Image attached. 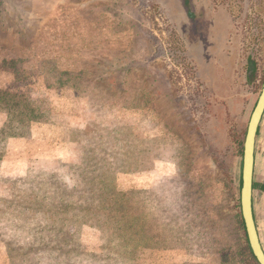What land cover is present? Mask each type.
Here are the masks:
<instances>
[{
	"label": "rangeland",
	"instance_id": "1",
	"mask_svg": "<svg viewBox=\"0 0 264 264\" xmlns=\"http://www.w3.org/2000/svg\"><path fill=\"white\" fill-rule=\"evenodd\" d=\"M193 3L190 39L177 0H0V264H255L237 199L264 0ZM81 173L105 176L87 200ZM252 198L264 250V113Z\"/></svg>",
	"mask_w": 264,
	"mask_h": 264
},
{
	"label": "water",
	"instance_id": "2",
	"mask_svg": "<svg viewBox=\"0 0 264 264\" xmlns=\"http://www.w3.org/2000/svg\"><path fill=\"white\" fill-rule=\"evenodd\" d=\"M264 113V80L261 91L249 116L243 140L240 187H239V210L246 235L249 249L258 264H264V250L262 248L254 213H253V173H254V150L258 127Z\"/></svg>",
	"mask_w": 264,
	"mask_h": 264
},
{
	"label": "trees",
	"instance_id": "3",
	"mask_svg": "<svg viewBox=\"0 0 264 264\" xmlns=\"http://www.w3.org/2000/svg\"><path fill=\"white\" fill-rule=\"evenodd\" d=\"M184 2L185 4L187 3V6L190 8L191 5H189L188 3V0H177V3L181 5L182 7V3ZM183 4V6L186 7V5ZM193 16H194V13L191 11V10H187L186 9V12H185V17H186V20L190 22V18L193 19ZM191 25H190V28L192 29V31H190L189 33V38L190 36H192V38L190 39H194L196 36H195V31H194V25L192 24V22H190ZM195 36V37H194ZM188 40V39H187ZM195 47L197 46H194L192 49L195 50ZM252 75L249 74V76ZM259 129V127H258ZM257 134H258V131H257ZM8 135H14L13 132H11L10 134ZM102 167V166H101ZM81 180H82V191L85 189L88 190V196L85 198L86 200L88 199L89 197V193L90 192H93L91 191L93 189V185H95V183L93 181H95L96 179H98V182L101 180V181H104L105 179V176L102 177V173L100 174V176L98 177H92V176H89L88 178L86 177L85 173H81L78 175ZM110 179H106L105 180V183L103 182V185H101V187L99 188V195H100V201L98 202L99 203V206L97 208V211L101 212V210L106 213L107 215H112L111 219L114 220V224H117V223H122V221H126V224H130L129 226H124V227H121L120 229L124 232H126L130 227H132V223L131 221L129 220L128 217L130 216H134V210L132 209V205L130 204V200H127V196L130 197L129 195L132 193V192H117L115 191L114 189H111V183L109 181ZM110 183V184H109ZM90 185V186H89ZM239 185H240V179H239ZM239 188V186H238ZM98 189V188H97ZM237 193H238V190H237ZM112 203V204H110ZM237 206L239 208V201L237 199ZM91 210H92V207H91ZM79 211H81L80 209L77 211L78 213H80ZM85 211V209H84ZM92 212V211H91ZM239 216H240V211H239ZM115 215L119 216L120 218L117 219V217H115ZM128 218V219H126ZM241 218V216H240ZM110 220V219H109ZM78 222V221H77ZM100 222H102V224L100 225ZM242 222V221H241ZM85 221H81L80 224H84ZM107 221H100V220H91L90 224L91 226H94L96 228H100V230H103V227L107 225ZM76 222L74 223V228L76 227ZM244 235H245V232H244ZM133 236V235H132ZM245 238H246V235H245ZM247 242V240H246ZM248 245V243H247ZM247 249L249 251V257L253 260V262L255 264H257L255 262V259L249 249V246H247Z\"/></svg>",
	"mask_w": 264,
	"mask_h": 264
},
{
	"label": "flooded vegetation",
	"instance_id": "4",
	"mask_svg": "<svg viewBox=\"0 0 264 264\" xmlns=\"http://www.w3.org/2000/svg\"><path fill=\"white\" fill-rule=\"evenodd\" d=\"M188 3H189V5H191L190 8L187 6V3L185 4L184 2L182 3V7H183L184 11H186V9H187V10H191L194 13L193 19L190 18L189 20H190V22H192V24L195 27L194 31H196L197 27L204 25V23L202 22V17H203L204 11L202 9H200L199 11H196L193 0H188ZM183 4H185L186 7L183 6ZM199 19L201 21H199ZM206 24H207V25H205L206 29L204 30L205 32H207L209 29L208 23H206Z\"/></svg>",
	"mask_w": 264,
	"mask_h": 264
},
{
	"label": "crops",
	"instance_id": "5",
	"mask_svg": "<svg viewBox=\"0 0 264 264\" xmlns=\"http://www.w3.org/2000/svg\"><path fill=\"white\" fill-rule=\"evenodd\" d=\"M10 136H13V135H7V140L8 139L10 140ZM7 146H9V144H7ZM7 149H8V147L6 148V152L5 153L3 152V154L1 155V158H0V161L3 158V161L0 163V172H4L7 169V165L5 164V161H4V158L6 159Z\"/></svg>",
	"mask_w": 264,
	"mask_h": 264
}]
</instances>
